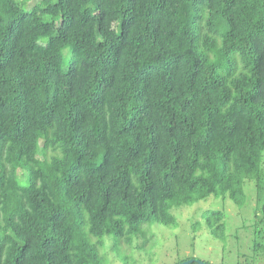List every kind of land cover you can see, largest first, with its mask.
Segmentation results:
<instances>
[{
	"label": "trees",
	"instance_id": "trees-1",
	"mask_svg": "<svg viewBox=\"0 0 264 264\" xmlns=\"http://www.w3.org/2000/svg\"><path fill=\"white\" fill-rule=\"evenodd\" d=\"M263 155L264 0H0V264H108Z\"/></svg>",
	"mask_w": 264,
	"mask_h": 264
},
{
	"label": "rangeland",
	"instance_id": "rangeland-1",
	"mask_svg": "<svg viewBox=\"0 0 264 264\" xmlns=\"http://www.w3.org/2000/svg\"><path fill=\"white\" fill-rule=\"evenodd\" d=\"M262 168L264 173V155ZM243 192L242 205L228 196H211L173 209L176 227L147 223L127 242L105 237L111 243L102 253L108 255V264H182L190 260L207 264H264V174L260 188L254 180H246ZM205 210L224 213L222 238L215 237L202 220Z\"/></svg>",
	"mask_w": 264,
	"mask_h": 264
},
{
	"label": "water",
	"instance_id": "water-1",
	"mask_svg": "<svg viewBox=\"0 0 264 264\" xmlns=\"http://www.w3.org/2000/svg\"><path fill=\"white\" fill-rule=\"evenodd\" d=\"M194 262H197L198 264H207V263H204V262H202V261H194V260H190V261H187V262L182 263V264H192V263H194Z\"/></svg>",
	"mask_w": 264,
	"mask_h": 264
}]
</instances>
